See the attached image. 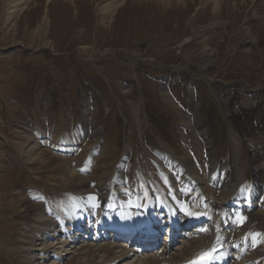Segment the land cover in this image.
Returning a JSON list of instances; mask_svg holds the SVG:
<instances>
[{
	"label": "rangeland",
	"instance_id": "obj_1",
	"mask_svg": "<svg viewBox=\"0 0 264 264\" xmlns=\"http://www.w3.org/2000/svg\"><path fill=\"white\" fill-rule=\"evenodd\" d=\"M258 86L264 87V0H0V264H67L88 244L126 246L91 240L92 233L60 261L50 255L36 262L45 258L34 250L39 244L62 247L32 240L41 217L57 221L63 207L80 201L97 203L93 224L132 201L129 219H159L162 246L171 244L165 216L172 198L186 203L178 232L191 218L206 222L165 244L167 259L202 236L216 212L218 226L240 233L223 247L228 264H264ZM251 148L261 149L259 158ZM181 162L193 167L182 173L198 188L173 179ZM211 166L233 170L235 198L261 187L254 203L215 195L223 181ZM159 205L161 211L152 207ZM235 206L250 214L241 225L231 219ZM251 236L261 240L254 263L247 256ZM137 244L126 248L138 251ZM158 253L141 250L113 264H142ZM77 261L86 263L84 256Z\"/></svg>",
	"mask_w": 264,
	"mask_h": 264
},
{
	"label": "bare ground",
	"instance_id": "obj_2",
	"mask_svg": "<svg viewBox=\"0 0 264 264\" xmlns=\"http://www.w3.org/2000/svg\"><path fill=\"white\" fill-rule=\"evenodd\" d=\"M106 13H108V12H106ZM40 32H41V30H40ZM43 47L46 48L48 46L43 45ZM211 67H213V66L210 65L209 68H211ZM257 88L259 90L260 89L263 90V92H264L263 86H258ZM244 94L242 96H243V98H246L245 97L246 93H244ZM250 143H252V142H250ZM262 143H263L262 147L264 148V140L262 141ZM251 149L253 152H255L256 157L259 158L261 149L258 148L256 151L253 150V148H251ZM36 160L39 161L40 158L37 157ZM203 164H201L202 169L204 168ZM185 168H187V163H185V162H181V164L175 165L174 171L172 173V175L174 177L173 179L174 180L179 179L180 181H183V184L181 186L183 188H185V187H187V189L191 188V187H192V189L198 188L199 184L195 179H192V178L190 179V177L186 178V176H188V175L187 174L185 175L184 173H182L184 170H186ZM189 168H191L190 169V171H191L193 167H189ZM189 168H187V171L189 170ZM259 170H260V168L257 167V171H259ZM209 171H210V173H215V175L217 176L219 181L220 180H221V182L223 181L220 186H219V184H217L218 187L216 188V191H213V192H215V195L220 196V197H226L227 199L231 198V201H237L236 199H242L241 201H243V202L247 201L248 203H254L255 198L258 197V190L261 187H259V189H255L253 192H251L250 195H241L238 198L234 197L237 195H234L233 193L230 192V190L232 189V186H234L233 185L234 178H233V174H232V171H233L232 169L225 168L224 171L218 172L216 166H211L209 168ZM71 175L73 176L74 173H71ZM207 183H208V181H207ZM80 202L78 203L79 205L78 204H72L71 206L63 207L64 214L61 215V217L58 218L57 221H53V219L47 218L46 216L41 217L42 220L40 221L39 228L34 231L33 238L31 237L32 240H35L36 242H42V240H45L46 242L53 241V243L50 245H55L54 243L57 242V245L61 244L62 247H60V249H59L60 251L57 252L56 246L51 247L50 245H48L50 247H45L47 245H43V248L39 249L42 246V244H39V248L38 249L35 248L34 250L39 251L38 255L45 256V258H39L36 260V262H38L39 260H41V262H43V261L45 262L46 260H50L48 258V257H50V255H52V257L58 261L61 260L62 256H65V257L68 256L71 253L70 252L71 248H69L70 245L71 246L76 245L73 247L75 249L77 247V245L81 243L80 241H82V239L86 240V236L83 233L84 232L83 230H85V228H89L90 226H92V227H90V230L93 231L96 229V227H101V224H103V222H106L107 224L110 223L111 225H115L114 229L117 230L116 232H119L118 229L126 228L125 230L127 232H133V230L137 229L138 232L142 231L144 233L145 230H143V229L146 228V226L150 222L153 223V222L159 221V219H153L152 216L149 217V220L146 221V224H144L145 222L139 218L129 219V216H130L129 213L130 212H129L128 207L133 205L132 201L131 202L129 201L127 203L128 206H126L125 209H123L120 214L118 212H116L115 214H111V215L109 214V216H108L107 215L108 212L106 211L107 214H105L104 217L102 216L103 218H101V219L98 218L97 223L92 224L90 222V220H91V216H93V214H94L93 208H96L97 203L90 201L91 203L88 205L85 204L86 205L85 206V205H81ZM182 203L184 205H182ZM170 204H171L172 210L170 211L168 208L166 211L167 212L166 216H165V218L170 219L169 223H171L172 221L173 222L176 221V219H178L180 217V215H182V214H184V212H186V203L184 201L179 202L177 198H172ZM90 205H91V210L89 212H86L87 218L85 219L81 214H79V212L81 210L80 208L86 207V209H87V208H89ZM161 206H163V205L152 206V207H154V208L159 207L160 211H161V208H162ZM159 208H156V210H155V213L157 212V215L159 212ZM236 210H237V212L233 213V216H231L232 221L235 222L234 225H238V224L241 225L242 222L249 220L250 214L248 215L247 214L248 212L244 213L243 209L240 207L239 208L236 207ZM245 211H248V210H245ZM159 214H161V213H159ZM215 214H216V212L211 213L210 214L211 219H210V217H209V219H207L213 223L209 229L207 228V230L204 229V227H203L202 231L204 230L203 231L204 234L202 236L195 235V236L191 237V241H189L187 246H185L182 250H179L176 254H174L169 259H167L165 257V255H167V253H168V249H164L162 251H159L156 258L151 257V256H147V257L141 258L140 261H142V264H192L193 259H195L196 257H197V259H202V257H209L207 255H210V257H212V259L214 261H217L218 264H221L223 262V260L226 259L224 257L226 254L222 253L220 251V249H218V247L222 246L223 243H224L223 244L224 246L229 245L231 242L228 243V241L234 240L237 236L240 235V233L239 234L235 233L233 236V233H232L233 231H229L227 227H224V224L221 221H220V224L218 226V224L215 223V221H214V215ZM197 219H198V223H194L195 218L193 220L191 218V219H189V221L186 224L182 225L180 228L181 229H192V228H195V226H197L198 224L206 222V221H201V219H203V218L197 217ZM226 221L229 225L230 221L227 219H226ZM67 225H69V227H67ZM239 227H241V226H239ZM110 229L111 228H107V230H110ZM213 231L215 233H211ZM242 231H243V229H242ZM81 233H83V234H81ZM200 233H201V231H200ZM181 234H184L183 230H181V232H178V233L175 232L173 234V236L170 239L171 245L176 241V239L181 237ZM185 235H186V233H185ZM188 235H190V234H188ZM41 236H43V237L45 236V237L42 238ZM60 236H64L66 238V240L63 242H61V241L58 242ZM116 238H118V237H116ZM78 239H79V241H78ZM247 240H248L247 246L250 249V251L247 253L248 254L247 256H249L248 258H249L250 262L254 263L255 262L254 257L256 256V254L258 252L257 249H258V247H260L259 245L261 243V240L258 236H251ZM213 242L215 244H213ZM237 244L235 243V245H237ZM239 244H241V242ZM90 245L88 244L85 247H82L81 249L80 248L76 249L75 251L78 254L74 255L72 260L68 261L67 264H113L114 262L118 261L119 259H123V258H125L131 254H137L138 253V251L129 249L131 246L129 248H126L127 246L122 247V245L117 244L114 247H110L108 244H105L104 246H101L98 249H95L93 246H90ZM261 245H263V244H261ZM116 249H121L119 256H117L115 254ZM101 252L105 253L104 260L102 261L103 263L102 262L99 263L96 261V259L99 257ZM83 256L85 257L86 263L78 262L77 261L78 257H83ZM143 256H145V255H143ZM33 257H34V254H33ZM28 263H30V262H28ZM30 264H32V263H30ZM52 264H58V263H55V261H54Z\"/></svg>",
	"mask_w": 264,
	"mask_h": 264
}]
</instances>
